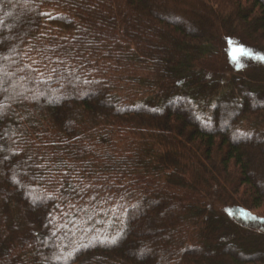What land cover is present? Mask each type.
Segmentation results:
<instances>
[{
  "label": "trees",
  "instance_id": "trees-1",
  "mask_svg": "<svg viewBox=\"0 0 264 264\" xmlns=\"http://www.w3.org/2000/svg\"><path fill=\"white\" fill-rule=\"evenodd\" d=\"M259 57L264 0H0V264H264Z\"/></svg>",
  "mask_w": 264,
  "mask_h": 264
},
{
  "label": "rangeland",
  "instance_id": "rangeland-1",
  "mask_svg": "<svg viewBox=\"0 0 264 264\" xmlns=\"http://www.w3.org/2000/svg\"><path fill=\"white\" fill-rule=\"evenodd\" d=\"M229 48H230V53H229L230 59L234 67L238 70H241V69L247 70V66L252 62L253 57L254 59H256V55H254L253 52H250L248 49L244 48L237 39L231 40L229 42ZM233 130L236 132L239 131L238 127Z\"/></svg>",
  "mask_w": 264,
  "mask_h": 264
},
{
  "label": "snow or ice",
  "instance_id": "snow-or-ice-1",
  "mask_svg": "<svg viewBox=\"0 0 264 264\" xmlns=\"http://www.w3.org/2000/svg\"><path fill=\"white\" fill-rule=\"evenodd\" d=\"M259 59H262V60H264V57H259Z\"/></svg>",
  "mask_w": 264,
  "mask_h": 264
}]
</instances>
